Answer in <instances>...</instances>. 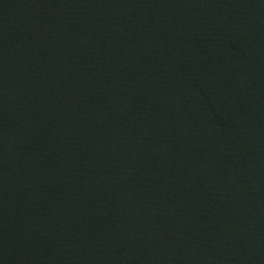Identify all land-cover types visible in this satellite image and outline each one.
I'll use <instances>...</instances> for the list:
<instances>
[{
	"label": "water",
	"instance_id": "1",
	"mask_svg": "<svg viewBox=\"0 0 264 264\" xmlns=\"http://www.w3.org/2000/svg\"><path fill=\"white\" fill-rule=\"evenodd\" d=\"M0 264H264V0H0Z\"/></svg>",
	"mask_w": 264,
	"mask_h": 264
}]
</instances>
